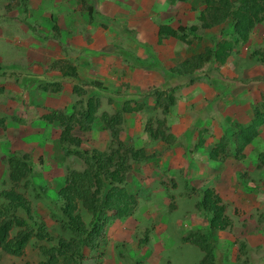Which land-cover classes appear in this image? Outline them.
I'll use <instances>...</instances> for the list:
<instances>
[{"label":"rangeland","instance_id":"obj_1","mask_svg":"<svg viewBox=\"0 0 264 264\" xmlns=\"http://www.w3.org/2000/svg\"><path fill=\"white\" fill-rule=\"evenodd\" d=\"M15 2L0 0V17L27 23L26 19L47 20L56 14L65 38L70 33L67 55L75 58L79 77L100 82L104 90H93L99 100L96 114L82 125L69 126L66 121L79 98L70 81L48 68L50 61L62 55L61 50L49 40L27 36L39 33L15 34L10 24H2L0 44L17 47L0 57V189L10 186L7 154L26 153L31 162L30 182L25 187L19 183L17 190L29 202L32 219L43 223L52 236L62 235L55 222L56 191L68 172L83 168L74 151L108 148L109 135L98 121L104 112L119 127V140L131 146L136 159L123 183L137 201L128 219L136 221L129 230L134 232L133 241L122 247L123 254L132 251L135 259L129 254L128 258L139 264H198L202 253L184 239L206 227L195 203L199 191L208 189L231 221L229 228L214 234L212 264H264V168L258 160L264 154V24H255L248 42L234 46L222 66L204 63L193 75L176 78L167 70L203 47L226 39L221 34L227 23L204 32L200 41L187 48L173 39L163 41L153 48L157 59L134 48V41L153 44L156 24L189 25L200 10V0H151L148 8H143L147 0H88L91 15L77 7V0H32L29 11L25 5L26 13L10 9ZM123 50L131 54L125 62L120 55L125 54ZM254 50L263 57L250 59ZM149 62L157 65L148 69ZM51 79L59 80L58 91L46 88ZM176 85L180 87L174 92L176 102L166 116V126L175 137V146L169 147L151 140L143 130L149 118H161L145 94L155 87L168 90ZM85 89L91 93L90 87ZM252 120L257 123V136L244 148L243 157L219 162L221 152L232 148V125ZM79 213L86 221L80 208ZM123 222L112 220L104 235L119 239L122 226L118 225ZM148 233L154 234L152 244ZM141 239H147L142 248L137 246ZM110 241L109 256L119 262L120 244L116 239ZM46 244L31 239L18 258L0 251V264H37L42 259L38 246ZM84 251L83 264H103L97 262L102 257L99 247Z\"/></svg>","mask_w":264,"mask_h":264},{"label":"trees","instance_id":"obj_2","mask_svg":"<svg viewBox=\"0 0 264 264\" xmlns=\"http://www.w3.org/2000/svg\"><path fill=\"white\" fill-rule=\"evenodd\" d=\"M200 1L202 8L196 16L197 24L178 27L175 30L160 25L156 33V42L173 38L179 45L188 46L202 37V31L218 28L226 23L227 29L221 35L227 38H221L184 59L170 69V76L189 77L208 62L223 65L226 54L234 46L245 44L255 23H261L264 19V0ZM78 2L83 5L85 11H90L91 15L92 8L85 4L86 1ZM56 38L57 35L54 36V39ZM120 55L124 62L127 61V56L131 57L128 51ZM249 57L252 59L263 55L260 51L254 50ZM130 63L135 64L133 59ZM155 65L157 63L149 62L147 68L153 69ZM50 69L59 72L63 78L76 81L72 88L79 92L77 108L66 122L69 126L82 125L88 117L96 114L99 106V100L94 97L96 92L93 90L98 92L104 90V87L96 80L82 81L75 65L68 60L53 61ZM49 86L51 91L59 90V83L53 79L47 81L46 88L48 89ZM89 87L91 89L88 92L91 93L87 94L85 88ZM179 88L178 85L168 90L155 87L145 94V97L152 101V108L159 111L161 118H149L143 130L151 140L162 142L169 147L175 144V137L169 133L165 118L169 109L175 105L174 92ZM123 100L125 99L118 101L122 103ZM98 121L109 135V146L106 150L73 152L83 168L68 172L56 191L59 207L55 222L62 233L58 237L52 236L43 223L32 219L29 202L17 190L19 183L25 187L30 182L28 179L32 173L30 157L26 153L7 154L6 172L10 186L0 189V251L2 253L21 257L28 242L35 239L48 243L38 246L42 260L37 264H83V250L95 251L99 247L108 224L112 220H123L133 213L136 199L123 185L127 174L131 171V162L136 161L132 155V148L119 140L120 129L108 114L101 113ZM256 126L255 120L246 125L234 123L231 135L232 148L221 152L223 155L220 162L227 159H241L244 148L257 136ZM201 142L202 140H199V143ZM149 158L151 157L143 160ZM258 160L264 168V154H260ZM195 207L204 215L207 225L203 231L188 233L184 241L202 253L199 264H212L216 247L213 234L229 228L231 221L225 214L224 206L216 202L208 189L199 191V200L195 203ZM79 208L86 215V221L80 215Z\"/></svg>","mask_w":264,"mask_h":264},{"label":"clouds","instance_id":"obj_3","mask_svg":"<svg viewBox=\"0 0 264 264\" xmlns=\"http://www.w3.org/2000/svg\"><path fill=\"white\" fill-rule=\"evenodd\" d=\"M32 0H16V2L13 4V7L12 8H10V9H14V10H17V12H21V13H26L27 11H26V9H25V5H26V8H27V10L29 11V8H28V4H30V2H31ZM77 1H79V0H77ZM86 2L88 1V0H85ZM148 1V4L146 5H143V8H148V6H149V4H150V1L151 0H147ZM165 1V0H164ZM176 3L177 2H182V3H184L185 2V0H174ZM231 1H233L234 2V0H231ZM236 1V0H235ZM78 3V5H77V7L79 8V6H81V7H83V5H80L79 4V2H77ZM87 6H89V7H91L92 8V10H93V7H92V5L91 4H87V3H85ZM19 5H21V6H19ZM134 5V4H133ZM134 7H136V5H134ZM6 8H9V7H6ZM202 8V4H200V9ZM84 10V9H83ZM9 11H11V10H9ZM85 11V10H84ZM200 11V10H199ZM198 11V12H199ZM86 12V11H85ZM197 15H198V13H197ZM197 15H195V17H194V20H193V22H190V23H188L189 25H184V24H178L177 26H175V28L174 27H171L168 23H160V24H156L155 25V29H154V33H153V44H149V43H147L146 41H140V42H143V43H137V41H134V48H139V49H142L143 50V53L147 56V57H149L150 59H157V57H156V54L154 53V51H153V48L155 47V46H160L162 43H163V41H167V40H169V39H173V38H167V39H164V40H162L160 43H157L156 42V33H157V29H158V26H160V25H165V26H168V27H170L171 29H177L178 27H189V26H191V25H195V24H197L196 23V16ZM44 17V16H43ZM42 17H40L39 19H32L31 21L29 20V19H26V22L27 23H20V22H18V21H13V22H10V21H8L7 19H5V18H3L2 16L0 17V27H1V25L2 24H10V28H11V32L12 33H19V32H24L25 34H27V33H34V34H37V33H39V36L38 35H32V36H29V35H27L28 37H32V38H38V39H40V40H42V39H45V40H49V41H51V44L52 45H56L57 47H59V49L61 50L60 51V54H62L60 57H58V58H56V59H53L52 61H50L49 63H48V68H49V71L51 72V73H55V74H58V77L60 76L61 78H63L61 75H60V73L59 72H57V71H55V70H53V69H50V65H52V63H53V61H56V60H68V61H70V62H72L74 65H75V67H76V69H77V72H78V76H79V70H78V67L76 66V64H75V58H72V57H70V56H68L67 55V48H66V45H67V37H71L70 36V33L69 32H67V34H66V38H65V35L64 34H62L65 30L63 29V28H61L60 26H61V24H60V18H58V16L56 15V14H51V15H49V17L47 18V20H45V19H41ZM42 20V21H41ZM42 22V23H41ZM49 22V23H48ZM165 22H168V20H165ZM33 23H37L38 25H40V27H34V26H32V24ZM89 23H93V22H89ZM101 29H103V27H105V26H101L99 23H96ZM255 24H261V25H263L264 24V19H263V21L261 22V23H255ZM254 27H255V25H254ZM253 27V28H254ZM252 28V30H251V32H250V34H249V36L251 35V33L253 32V29ZM37 29H40V30H37ZM43 29V30H42ZM215 29V28H214ZM1 30V29H0ZM211 30H213V29H210V30H204V31H202V37L199 39V40H194L190 45H193L194 43H196L197 41H200L202 38H203V36L205 35V33L204 32H208V31H211ZM131 32V31H130ZM133 32V31H132ZM57 35V38L56 39H54V36H56ZM136 35H138V33H136ZM249 39V38H248ZM135 40H137L136 38H135ZM173 40H175V39H173ZM176 41V40H175ZM177 42V41H176ZM248 42V41H247ZM246 42V43H247ZM245 43V44H246ZM177 44H178V42H177ZM6 44H0V46H3L4 48V51H0V57H3V56H5V55H7L8 53H9V51H10V49L12 48V47H14V46H16L17 47V45L15 44V45H13V46H10L9 44H7L6 46H5ZM179 45V44H178ZM190 45H188V46H185V45H180V46H185V48H187V47H189ZM244 45V44H243ZM58 49V50H59ZM123 51H126V50H123ZM197 53V52H196ZM190 56H192V55H189V56H187V57H184L182 60H180V61H178L177 63H175L172 67H174V66H176L177 64H179L180 62H182L184 59H186V58H188V57H190ZM222 66V65H221ZM172 67H170L169 69H168V72L170 71V69L172 68ZM6 69V66H4V68H3V70H5ZM199 70H200V68H199ZM199 70H197V71H199ZM196 71V72H197ZM195 72V73H196ZM4 73H5V71L3 72L2 71V73L1 74H3L4 75ZM170 73V72H169ZM194 74V73H193ZM193 74H191V75H193ZM174 76V75H173ZM174 77H176V78H180L181 76H174ZM82 81H88V80H85V79H82L81 77H79ZM65 80H68V81H70V83H71V89H73L72 88V86H73V84L76 82V81H73L72 79H70V78H64ZM54 81H56L57 83H59V80L58 79H53ZM48 81V80H47ZM51 81V80H50ZM60 84V83H59ZM48 90H51V88H49ZM75 93H76V96L79 98V92L77 91V90H73ZM82 95V94H81ZM95 98H96V96H94ZM76 106H77V101H76ZM77 108V107H76ZM75 108V109H76ZM167 116V115H166ZM166 119V118H165ZM239 124V123H238ZM170 133V132H169ZM171 134V133H170ZM232 138V137H231ZM162 143V142H161ZM220 162V161H219ZM126 189V188H125ZM127 190V189H126ZM128 193H130V192H128ZM130 194H132V195H134V197H135V193H130ZM136 199V198H135ZM136 204H137V201H136ZM134 211V210H133ZM131 216H132V214L129 216V217H127V218H125V219H123V221L125 222V221H128V219H131ZM204 220H205V218H204ZM118 221H120V220H117V222ZM133 222H136V221H133ZM205 222H206V220H205ZM143 223V222H142ZM206 225H207V222H206ZM145 228V227H144ZM48 231V230H47ZM137 232H140L139 230L137 231ZM147 232V231H146ZM218 232H222V231H216V232H214V234H216V233H218ZM104 233H105V230H104ZM141 233V232H140ZM133 234H134V232L133 233H130V235H129V241L128 242H122V241H120V245L119 246H117V249H119V251H118V258H119V263H121V264H133V263H135L136 261H132L130 258H128L129 257V255L130 256H132V258H133V252L132 251H128V254H123V250H122V247L123 246H126V245H129L128 243L129 242H132L133 241ZM213 234V235H214ZM152 235H154V234H152V233H148V238H149V242L152 244L153 243V240H154V236L152 237ZM147 241V239H144V241L141 239V241H139V242H137V246H139L140 248H142L144 245H143V243L144 242H146ZM29 243V242H28ZM191 245V244H190ZM193 246V245H192ZM194 247V246H193ZM26 248V247H25ZM196 248V247H195ZM25 250V249H24ZM199 251V250H198ZM200 252V251H199ZM24 253V252H23ZM9 256V255H8ZM12 257V256H11ZM145 257V256H144ZM16 258H18V257H16ZM42 258V257H41ZM133 259H135V258H133ZM40 260H42V259H40ZM137 260V259H136ZM201 260V259H200ZM199 260V261H200ZM97 262H99V260H97ZM140 263V261L139 260H137V262H136V264H139ZM198 264H199V262H198Z\"/></svg>","mask_w":264,"mask_h":264},{"label":"crops","instance_id":"obj_4","mask_svg":"<svg viewBox=\"0 0 264 264\" xmlns=\"http://www.w3.org/2000/svg\"><path fill=\"white\" fill-rule=\"evenodd\" d=\"M41 3L43 4V3H45V1H42ZM132 224L134 225L133 222L125 221V222H123V225H118L119 228L122 226V228L120 229L122 236L119 237V239H117L116 237L115 238L111 237V236L106 237V235L103 234V241L99 245V251H100V254L102 256L101 259H99V262H103V264H121L118 261H116V259H114V257L109 256L110 251L108 250V246L110 245L109 243L112 242V241H110L111 239H116L118 241V243H120V241L128 242L129 241V235L131 233V232H129V230L131 229ZM84 250H83V254H85Z\"/></svg>","mask_w":264,"mask_h":264}]
</instances>
